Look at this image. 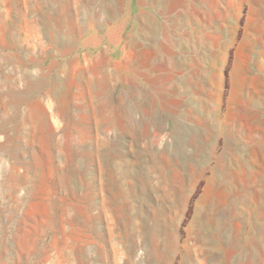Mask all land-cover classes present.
Listing matches in <instances>:
<instances>
[{"label": "rangeland", "instance_id": "374dc122", "mask_svg": "<svg viewBox=\"0 0 264 264\" xmlns=\"http://www.w3.org/2000/svg\"><path fill=\"white\" fill-rule=\"evenodd\" d=\"M151 2L0 0V264H264V0Z\"/></svg>", "mask_w": 264, "mask_h": 264}, {"label": "bare ground", "instance_id": "6f19581e", "mask_svg": "<svg viewBox=\"0 0 264 264\" xmlns=\"http://www.w3.org/2000/svg\"><path fill=\"white\" fill-rule=\"evenodd\" d=\"M140 1H142L143 3H151V0H140ZM87 2V1H86ZM107 4H108V2H107ZM110 4V3H109ZM105 6V5H104ZM64 13V12H63ZM191 14H194V12L192 11V12H190ZM73 16V15H72ZM62 18V17H61ZM61 18H59L58 20H56V26H54V27H57L60 31H64L63 33L65 34V35H72V33H73V28H72V25H71V23L70 22H68V21H66L65 19H61ZM79 18V17H78ZM74 19V18H73ZM71 20V19H70ZM52 25H54V24H52ZM76 26V25H75ZM81 33V32H80ZM80 35V34H79ZM66 36V37H67ZM73 37V36H72ZM67 39V38H66ZM70 45V44H69ZM151 47V46H150ZM146 52H148V49H144ZM148 56H149V52H148ZM148 56L146 57V59H142V61H140V64H142V65H146L147 64V62H148ZM20 69V71H23V68L22 67H20L19 68ZM99 69V68H98ZM97 74L99 75V78L101 79L100 81H98V82H100L101 84H103L105 87L104 88H102L97 94H96V98L98 99V101H101V103L99 104V106L98 107H95V112H97L98 114H99V116L100 117H102L101 118V121L99 122V124L101 125L102 123L104 124V130H106V129H108V128H112V127H114V118H113V115H114V106L112 105V103L110 102V100H109V98H110V96H111V93H112V89H111V86H110V81L108 80V78H107V76H105V74H104V71H103V69H99V71L97 72ZM75 84V83H74ZM73 84V85H74ZM74 87V86H73ZM69 89V91L72 89V87H71V84L69 85V87H68ZM123 98V97H122ZM120 101V100H119ZM74 107V106H73ZM122 107V106H121ZM120 107V108H121ZM73 109V108H72ZM74 109H75V113L77 112V110L79 109V108H77V107H74ZM121 110V109H120ZM126 110V109H125ZM128 110V109H127ZM74 111V110H73ZM125 115H126V117L128 118V120L127 121H130V122H132V120H130V118H131V116H130V113H129V111H127V112H125L124 113ZM133 114H134V112H133ZM73 116H74V114H73ZM72 116V117H73ZM41 118L44 120V119H46V114L44 113L42 116H41ZM122 119V118H121ZM133 119V118H132ZM71 120V119H70ZM125 120V121H126ZM19 122V121H18ZM126 123V122H125ZM126 124H128V123H126ZM132 124V123H131ZM130 124V125H131ZM99 125V126H100ZM58 126V125H57ZM106 128V129H105ZM58 129H59V126H58ZM126 130H129V131H131V132H133V128L132 127H129V128H126ZM67 133V132H66ZM70 134V133H69ZM69 134H67V135H69ZM69 137V136H68ZM83 140V139H82ZM103 141H105V140H103ZM82 142V141H81ZM65 146V145H64ZM64 146H63V148H64ZM55 147V146H54ZM67 147H68V149H70V144H67ZM83 148H85V147H79V151L81 152V154H85V149H83ZM58 149V148H57ZM66 150V149H65ZM65 150H63V151H65ZM62 151V152H63ZM76 153V152H75ZM113 153V152H112ZM79 154V153H78ZM77 155V154H76ZM60 156V155H59ZM68 158H70V160H72V156L71 157H68ZM80 158V157H79ZM78 158V159H79ZM115 158V155L114 154H112V155H109L107 158H105L104 159V157H102V159H101V161H112L113 159ZM75 159V158H74ZM102 169L104 168V167H101ZM107 171L109 172V174H110V177H112L113 178V172H114V169L112 168V166L110 167H107ZM190 238V237H189ZM188 238V239H189ZM187 241V240H186ZM196 243H197V241H195V244H191V245H189V244H185V246H183V248H184V252H185V255H184V257L186 258V259H188V260H191V258H192V256H197V250L195 249V247H196ZM264 245V244H263Z\"/></svg>", "mask_w": 264, "mask_h": 264}, {"label": "crops", "instance_id": "0c3cea01", "mask_svg": "<svg viewBox=\"0 0 264 264\" xmlns=\"http://www.w3.org/2000/svg\"><path fill=\"white\" fill-rule=\"evenodd\" d=\"M165 2V1H164ZM166 3V2H165ZM200 3H203V2H200ZM138 4L142 7V8H154V9H157L156 5L154 2H151V3H142L138 0ZM199 4V3H198ZM167 4H165L164 7H161V8H165ZM187 6H190L188 7V11L189 13L193 11L194 7L196 8L197 6H195L194 4H191V3H186V4H183L181 5V7H187ZM193 6V7H191ZM159 8V9H161ZM134 74V73H132ZM195 238L194 240L197 241V243H201L203 244V241L201 239V233L197 232V231H194V235H193ZM248 242H249V245L250 246H264V233H261L259 235H254V236H250L248 237ZM197 245L199 244H196V250L198 252L199 248L197 247ZM201 245V244H200ZM231 257V256H230Z\"/></svg>", "mask_w": 264, "mask_h": 264}]
</instances>
